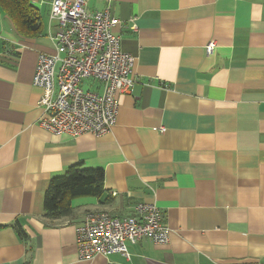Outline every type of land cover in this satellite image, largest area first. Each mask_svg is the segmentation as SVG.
Returning <instances> with one entry per match:
<instances>
[{"label": "crops", "instance_id": "0c3cea01", "mask_svg": "<svg viewBox=\"0 0 264 264\" xmlns=\"http://www.w3.org/2000/svg\"><path fill=\"white\" fill-rule=\"evenodd\" d=\"M50 1L30 0L36 33L0 9V264H264V0H84L119 21L112 33L135 58V85L118 95L110 132L74 138L39 125L32 78L38 56L56 53ZM75 165L101 170L104 192L47 221L49 181ZM140 203L159 208L166 244L79 259L87 214L126 218Z\"/></svg>", "mask_w": 264, "mask_h": 264}, {"label": "built area", "instance_id": "2783aa9c", "mask_svg": "<svg viewBox=\"0 0 264 264\" xmlns=\"http://www.w3.org/2000/svg\"><path fill=\"white\" fill-rule=\"evenodd\" d=\"M49 21L54 25L49 40L56 53L38 56L32 78V84L42 89L38 106L44 115L39 125L53 135L72 138L110 132L116 122L118 95L130 94L135 85L131 78L135 58L120 49V38L112 33L119 21L110 7L87 11L84 0H51ZM213 49L209 43L206 54ZM84 80L99 82L101 92L84 89ZM168 234L159 208L140 203L126 218L87 214L76 228V246L83 261L115 254L129 260L128 244L147 239L163 245Z\"/></svg>", "mask_w": 264, "mask_h": 264}, {"label": "trees", "instance_id": "16d2710c", "mask_svg": "<svg viewBox=\"0 0 264 264\" xmlns=\"http://www.w3.org/2000/svg\"><path fill=\"white\" fill-rule=\"evenodd\" d=\"M0 9L11 19L19 32L36 33L41 28V18L30 0H0ZM104 192L101 170H86L80 165L69 167L61 176L52 178L43 199V217L50 222L71 215L70 200L77 197H99ZM2 227H0L1 229ZM23 241L26 234L15 227Z\"/></svg>", "mask_w": 264, "mask_h": 264}, {"label": "rangeland", "instance_id": "374dc122", "mask_svg": "<svg viewBox=\"0 0 264 264\" xmlns=\"http://www.w3.org/2000/svg\"><path fill=\"white\" fill-rule=\"evenodd\" d=\"M83 87L84 89H87L89 87L90 84H92L93 82L91 80H84L83 82Z\"/></svg>", "mask_w": 264, "mask_h": 264}]
</instances>
